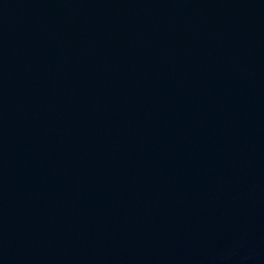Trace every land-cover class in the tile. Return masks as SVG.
I'll return each instance as SVG.
<instances>
[{
    "label": "water",
    "instance_id": "obj_1",
    "mask_svg": "<svg viewBox=\"0 0 264 264\" xmlns=\"http://www.w3.org/2000/svg\"><path fill=\"white\" fill-rule=\"evenodd\" d=\"M0 264H264V0H0Z\"/></svg>",
    "mask_w": 264,
    "mask_h": 264
}]
</instances>
